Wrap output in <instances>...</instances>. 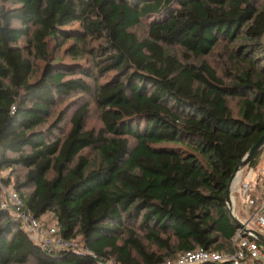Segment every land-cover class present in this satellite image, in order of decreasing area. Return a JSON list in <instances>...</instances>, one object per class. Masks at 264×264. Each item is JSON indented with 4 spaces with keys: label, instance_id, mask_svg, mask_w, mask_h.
I'll return each mask as SVG.
<instances>
[{
    "label": "trees",
    "instance_id": "1",
    "mask_svg": "<svg viewBox=\"0 0 264 264\" xmlns=\"http://www.w3.org/2000/svg\"><path fill=\"white\" fill-rule=\"evenodd\" d=\"M263 37L260 0H0V172L26 169L2 181L88 250L41 247L0 191V264H163L231 251L226 188L264 132ZM220 45L232 46L223 76L200 60ZM33 60L43 62L35 79ZM73 95L92 98L100 130L85 128L88 103L66 133L64 112L47 124Z\"/></svg>",
    "mask_w": 264,
    "mask_h": 264
},
{
    "label": "built area",
    "instance_id": "2",
    "mask_svg": "<svg viewBox=\"0 0 264 264\" xmlns=\"http://www.w3.org/2000/svg\"><path fill=\"white\" fill-rule=\"evenodd\" d=\"M264 149V148H263ZM262 163L256 168L250 167L238 171L231 184V203L234 213L245 228H253L264 233V151ZM0 191L2 193L1 207L9 209L16 215L31 238L48 251L73 250L88 253L85 247L81 249L73 240H66L58 235L59 226L43 225L31 212L24 209V203L19 194L9 185H5L0 175ZM244 214L243 218L238 214ZM232 250L214 252L203 248L181 253L176 259L163 264H200L209 262H231L242 264L246 259L264 260L262 246L252 237L245 235L244 230L237 228L231 240Z\"/></svg>",
    "mask_w": 264,
    "mask_h": 264
},
{
    "label": "rangeland",
    "instance_id": "3",
    "mask_svg": "<svg viewBox=\"0 0 264 264\" xmlns=\"http://www.w3.org/2000/svg\"><path fill=\"white\" fill-rule=\"evenodd\" d=\"M264 3V0H260V4ZM152 18H147L143 20L146 23H149ZM100 45H102V42H98ZM232 46H223L220 45L214 49V51L205 57H201L200 60L207 62L210 66L216 69V72L219 76H223L226 68L229 67V62H228V55L230 53ZM96 59H99L97 56ZM64 61L68 62L71 61L70 57H65ZM93 60L89 59L88 63L91 65L92 68H97L96 66H93L91 63ZM33 74H32V79L37 78L40 76V73L43 69V62L40 60H33ZM104 78L100 79L99 81H103ZM92 83V81H90ZM83 103H88L89 104V109L88 113L85 119V128L86 129H93L95 131L100 130L102 127V124L99 119V111L96 108V106L93 103V100L91 97H83L79 98L77 95L69 96L68 98H63L60 102L57 103L56 107L53 109L51 116L47 120V124H51L53 120H55L60 114V112L65 113V119L61 123L60 127L63 132H67L70 128V118L74 111ZM233 109H236L235 103L233 102L231 104ZM89 157L92 158L95 153L94 152H89ZM9 157H15V154L13 153H8ZM262 159V158H261ZM26 172V169L22 167H17L15 171H10L9 168H5L1 170L0 175L1 177H6L9 176L11 177L12 180L15 179V176L17 175L19 179H23L24 173ZM239 217L243 218L245 215L244 214H238ZM39 221L45 226V225H54L57 224V219L55 215L52 212H48L45 215H43L41 218H39ZM81 237L80 235H77L76 238L73 239V242L78 245V247L81 249L83 246L82 242L80 241ZM142 243L147 247L148 250L153 251L155 253L161 254L164 251L161 250L155 243H150L147 240L143 239ZM262 248L264 250V245H262ZM246 261V260H245ZM244 261V262H245ZM242 264H252L251 261H246L245 263ZM264 262V261H263ZM104 264H115L112 261H108Z\"/></svg>",
    "mask_w": 264,
    "mask_h": 264
},
{
    "label": "water",
    "instance_id": "4",
    "mask_svg": "<svg viewBox=\"0 0 264 264\" xmlns=\"http://www.w3.org/2000/svg\"><path fill=\"white\" fill-rule=\"evenodd\" d=\"M263 44H264V37H263ZM263 148H264V132L257 139V141L253 144V146L249 149V151L244 156V158L240 161V163L237 165L226 188V204L229 210V214L232 217L234 223L236 224L238 228H241L244 230L245 235H248L254 238L256 241L260 242V244L262 245H264V233L258 230H255L253 228H245L244 223L241 220H239V218L233 211L230 195H231V184L234 180L236 173L240 171L242 168H244L245 166L252 163L256 159L257 155L262 151Z\"/></svg>",
    "mask_w": 264,
    "mask_h": 264
}]
</instances>
